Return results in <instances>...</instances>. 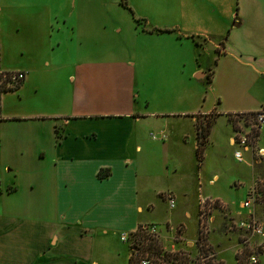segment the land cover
Masks as SVG:
<instances>
[{"label": "crops", "instance_id": "obj_1", "mask_svg": "<svg viewBox=\"0 0 264 264\" xmlns=\"http://www.w3.org/2000/svg\"><path fill=\"white\" fill-rule=\"evenodd\" d=\"M164 1L175 9L183 7L182 0ZM34 2L37 1H0V71L24 73L14 90L24 92L22 99L26 104L18 111L5 109L4 95L13 90L0 92V165L46 160L50 169L49 175L40 172L29 179L28 188L34 191L31 203L18 197L16 174L0 179V264H127L129 245L119 235L146 224L156 225L158 243L164 249L180 245L179 240L184 238L181 221L169 225L168 217H150L154 206L144 193L149 182L166 178L168 173H177L178 179L189 183L188 174L180 172L177 160L170 165L165 161L160 165V161L175 145L176 132L171 131L169 122L178 119H186L191 126L195 158L194 115L198 111L185 113L176 108L155 107L145 97L140 102L134 91L135 71L145 68L148 73L155 67L183 64L186 59L180 47L185 39L194 43L197 53V46L204 44L209 30L223 31L228 26L230 16L204 14L209 7L217 10L222 0L194 1V16H134L139 18L138 23L122 16L124 28L118 21L104 17L92 20L88 16H42V6ZM45 9L49 14L50 7ZM187 20L191 23L187 24ZM107 25L111 27L112 39L107 38ZM192 25L196 29L189 28ZM231 25L238 26L239 22ZM151 28L169 31L149 32ZM123 29L129 42L127 49L115 44ZM157 43L170 44V50ZM71 44L74 49L70 52ZM62 46L66 53L56 63L53 56L57 58ZM220 54L224 56L225 51ZM192 58L196 62L193 49ZM209 70L197 63L192 72L196 78H206ZM153 73L160 81L166 79L164 72ZM212 74L211 70L210 81ZM157 95L163 102L170 101L160 90ZM258 109L263 108L213 105L209 112H202H214L204 143L209 142L217 117ZM154 128L161 129L158 140L148 134ZM229 131L227 144L231 147L230 126ZM171 132L175 133L172 137ZM187 138V132L180 133L179 143L186 144ZM155 150H164L157 168L152 163ZM244 164L247 179H232V184L247 183L251 178L250 165ZM216 179L213 174L209 184ZM191 188L190 182L181 195L185 197ZM175 190L158 187L152 192L165 203L162 195H171L173 206L169 208L166 203L171 211L177 199ZM208 198L234 210L216 196ZM241 199L236 203L237 212ZM255 214L264 222V209ZM182 215L188 217L189 212L183 209ZM177 226L182 228L176 239L178 245L173 244ZM226 235L213 230L207 233V243L219 258L223 250H232V238ZM228 242L231 244L225 245ZM263 255L264 247L260 258Z\"/></svg>", "mask_w": 264, "mask_h": 264}, {"label": "rangeland", "instance_id": "obj_2", "mask_svg": "<svg viewBox=\"0 0 264 264\" xmlns=\"http://www.w3.org/2000/svg\"><path fill=\"white\" fill-rule=\"evenodd\" d=\"M31 1L33 0H12V2L18 3ZM35 1H37L34 2L36 5L42 6V16H88L87 18L92 20L104 17L118 21L124 28L121 20L122 16L129 20H131L132 16H194L196 12L193 9V2L197 0H182L183 7L179 9H175L171 5L167 6L164 0H125L128 8L121 6L119 0ZM20 5L25 6L24 4ZM45 7H50L49 14ZM219 11L220 14L222 13L221 15ZM204 14L205 16L207 14L209 16H230L227 22L228 26L223 31L217 29L209 30L207 32L209 36L205 39L204 44L201 47L197 46V53L195 52L196 48L194 49V43H191L190 39L182 40L183 43L180 48L182 55L186 59L183 64H171L161 68L155 67L149 69L148 73H145V68L136 70L134 91L135 94L138 93L137 100L141 102V98L145 97L155 107L161 105V107L165 108L180 109L185 113L198 111L194 117L197 120L196 123L201 126L203 125V120L213 118L214 112L202 114V112H209L213 105L220 107L225 104H235L253 109L261 105L264 110V0H222V4L218 6L217 10L214 7L212 9L209 7V11ZM233 22H239V25H231ZM188 23L191 22L187 20ZM199 25L197 23V26ZM189 28H195V26L192 25ZM106 30L110 32L107 38L112 39L113 35L110 31V25H107ZM120 36H122L121 39H119ZM120 36H116L115 44L119 47L129 48L124 29ZM217 44L218 47L216 46V48L215 45ZM152 45L154 44L152 43ZM155 45L164 46L165 50H170V44L160 45L157 43ZM109 46L112 47V44H109ZM68 48H70L71 52L74 49V45L71 44ZM192 49L196 62L192 58ZM222 49L225 51L224 56L219 55L223 51ZM60 51L57 58L53 56L56 63L66 53V47L62 46ZM197 63L201 64L202 67L208 66L212 70L213 74L210 83L206 82L205 77L196 78L194 76L192 71L197 66ZM157 69L161 74L164 72L166 79L163 81L159 80L160 77L157 79V76L153 73V71H158ZM59 89L62 90V86H59ZM158 89L160 92H164L168 96L167 98H170V101L163 102V99L157 95ZM23 94V91L18 92L17 89L7 92L4 95V108L12 111L25 108L26 104H23L22 99ZM19 95L21 98H18ZM216 100L219 101V104L215 103ZM225 117L227 123L224 120ZM225 117H217L212 124L209 142L199 147L202 159L201 164L197 162V165L192 151L193 142L191 141L193 140V135L191 136L192 129L190 124L186 119L171 120L169 122L171 131L176 132L175 145L170 148L168 156L160 161V165L163 161L170 165L177 160L181 164L180 172L188 174L189 183L186 181L187 179H178L179 175H176L177 173H168L166 178L161 177L149 182L144 193V198L154 206V210L150 212V217L160 219L164 216L170 218L169 225H175L179 221L183 224L184 238L179 240L180 245L176 244L179 247L176 246L175 248L178 251H175L178 254L186 255V264H196L197 254L199 253L197 245V200L199 198L216 196L234 209L231 211L219 200L217 201L219 206L208 208L206 215L202 218L207 233H209V230H213L216 233L227 234L226 236L230 239L232 238V246L234 244V236L238 233L230 226V223L239 217L237 215L238 209L235 208L236 203L241 199L243 189L233 187L231 181L232 179L246 180L247 169L244 163H236L231 156L232 148L227 144V137L230 134V118L226 115ZM160 130L154 128V131L151 130L148 134L157 135L154 136V140H158L160 138ZM182 132H187L188 134V141L184 145H181L178 140ZM174 135L175 133H170V137ZM260 136L262 142H264V126L261 129ZM163 153L164 150L161 153L157 150L154 152L156 157L152 163L156 168L158 167V161L164 155ZM250 168L252 171L250 174L251 178L255 176L264 177V159L258 163L253 162ZM49 169L50 165L46 160L42 162L38 160L27 161L25 164L12 162L0 165V179L9 178L16 174L15 181L18 182L20 189L18 197L20 200L23 199L25 202L31 203L34 200V191H30L28 188L29 179H32L35 174H40V172L44 176L49 175ZM213 174L217 175V179L213 184H209L208 179ZM190 182L191 191L183 197L181 191ZM194 183H196V188H194ZM158 187H174L176 189L173 192H176L177 197H175L177 199H175V207L171 211L167 208L166 203L158 200L157 196L152 192L153 189ZM166 195L163 194L162 197L165 199ZM183 209L189 212L188 217L182 215ZM215 216L218 218L213 222ZM181 230L182 228L176 227V231H179V234ZM207 233H203L204 236L207 237ZM231 242L225 245L228 246ZM158 245L160 246L159 243ZM211 251L213 252L212 248ZM221 256L223 259L214 255V264H234L231 248L223 250ZM163 264L178 263L177 260H163ZM259 264H264V255L259 259Z\"/></svg>", "mask_w": 264, "mask_h": 264}, {"label": "built area", "instance_id": "obj_3", "mask_svg": "<svg viewBox=\"0 0 264 264\" xmlns=\"http://www.w3.org/2000/svg\"><path fill=\"white\" fill-rule=\"evenodd\" d=\"M24 77V73L18 70L0 71V86L4 89L17 87ZM230 118L231 135L229 145L232 147V157L236 162L251 165L264 159V145L262 144L260 132L264 126V110L258 109L246 112H234L227 115ZM154 138L153 134H150ZM264 140V138H263ZM235 188H243V197L239 202L238 218L231 221L230 226L238 233L234 236L232 246V258L234 264H259L261 251L264 247V222L255 214L257 210L264 209V177L255 176L249 179L247 183L236 181L233 184ZM165 201L169 208L173 206V198L166 195ZM215 198H199L198 205V243L199 253L197 254L196 264H214L215 253L211 251L207 243L206 226L203 223V217L208 208L219 206ZM142 232L147 240H153L158 243V233L155 224L139 225L133 232L122 233L119 235L121 241L129 245L130 256L136 264H163L167 259L164 253L174 255L175 247L164 249L158 245V253L155 254L146 248V241L140 240L134 236L135 232ZM179 231L175 230L174 242L177 241ZM176 250V251H175Z\"/></svg>", "mask_w": 264, "mask_h": 264}, {"label": "trees", "instance_id": "obj_4", "mask_svg": "<svg viewBox=\"0 0 264 264\" xmlns=\"http://www.w3.org/2000/svg\"><path fill=\"white\" fill-rule=\"evenodd\" d=\"M119 4L121 6H123L124 8H128L126 5L125 0H119ZM132 18L134 19V21L136 23L139 22V18H136L134 16H132ZM149 32L152 31H169L167 29H155V28H151L148 30ZM196 44V43H195ZM197 45V44H196ZM211 75V70H209L208 75H206V82L209 83V77ZM16 87L11 88V89H4L2 86H0V92L2 91H8V90H14ZM228 115V114H227ZM226 115V116H227ZM206 124L205 125H199V124H195V131H196V137H197V147L194 150V154H195V158L197 160L198 163L201 162V149L199 148L200 146L202 147V145L204 144L207 135L209 133V127H210V123L212 121V119L206 118ZM134 236L139 238L140 240L146 241L147 237L144 233L142 232H135ZM201 238L200 235L197 236V245L200 242ZM178 243V240L175 242V244ZM146 248H148L150 251H152L153 253L157 254L158 251V243H156V241L153 240H147L146 241ZM165 258L167 259H171V260H177L178 264H186L187 263V257L185 254H178V252L174 253V255L168 254V253H164ZM127 264H136L135 260L131 257L128 258Z\"/></svg>", "mask_w": 264, "mask_h": 264}]
</instances>
